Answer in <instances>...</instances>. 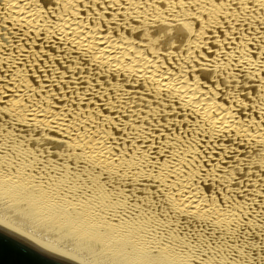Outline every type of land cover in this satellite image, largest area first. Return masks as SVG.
<instances>
[{"label":"bare ground","instance_id":"obj_1","mask_svg":"<svg viewBox=\"0 0 264 264\" xmlns=\"http://www.w3.org/2000/svg\"><path fill=\"white\" fill-rule=\"evenodd\" d=\"M0 193L126 264H264V0H0Z\"/></svg>","mask_w":264,"mask_h":264},{"label":"rangeland","instance_id":"obj_2","mask_svg":"<svg viewBox=\"0 0 264 264\" xmlns=\"http://www.w3.org/2000/svg\"><path fill=\"white\" fill-rule=\"evenodd\" d=\"M0 215H3V216H0V219L4 218V216H11V217H6L3 220L7 219L6 220L7 222L11 221L10 223H12V226H14L15 223H16L17 225H15V226H17V227L19 226L20 229L22 228V232L21 233H23V234L26 233L27 236H28V234L31 235V236H34V237L36 236V238L38 240L41 239L43 241V239H44L45 242H49V243H52L54 241L53 243L56 244L55 246H58L60 248L63 247L62 249H66L68 252L70 251L72 253V251L74 252L73 248H76V250H77L78 246L79 247L82 246V249L79 252H81L80 256L85 255V256H82V257H84L83 259L88 260L90 262L91 260L94 259L93 256H92V259H91V255H95V256L97 255L96 258L99 257L97 260H93L94 263L92 262V264H95V263L97 264L99 262L98 260H100V255L103 256V257H101V261L102 262H99L98 264H100V263H102V264L103 263L104 264L105 263L111 264L112 262H113L112 264H126L122 260H118L117 259V261H116V258L111 256V254L109 255V253H105L104 251H102L100 249L98 250L97 246L95 248V247H93L91 245L87 246L86 244H83L82 241L77 236V234H75V235L78 238H76L73 234L69 233L66 228L58 227L56 225V223H54L53 221L45 220L44 218H41L40 216L38 217V215L36 216L31 210L24 208L23 205L20 202H18L17 200L13 199L11 196H9L6 193H4V194L0 193ZM9 218L11 220H9ZM18 219L20 220V222H19ZM13 222H15V223H13ZM33 230H34V233H32ZM29 231H30V233H28ZM47 236H50L51 238L47 237ZM45 237H47V239ZM48 238H50L52 240V242H51V240L49 241ZM53 238H54V240H53ZM58 241L61 242L62 244H58L59 243ZM65 243H66V245H65ZM67 244H68V246H67ZM62 245H64V246H62ZM75 245H76V247H75ZM88 247H91V248H89L90 251L88 250L89 252H91L90 256H89V252L85 250V248L88 249ZM70 248H72V251H71ZM78 250H80V248H78ZM78 250H77V252H74V253L79 255ZM84 250H85V252H84ZM92 251H94V252H92ZM86 252H87L88 255L86 254ZM92 253H95V254H92ZM105 254H107V255H105ZM104 261H107V262H104Z\"/></svg>","mask_w":264,"mask_h":264},{"label":"water","instance_id":"obj_3","mask_svg":"<svg viewBox=\"0 0 264 264\" xmlns=\"http://www.w3.org/2000/svg\"><path fill=\"white\" fill-rule=\"evenodd\" d=\"M0 264H85L0 223Z\"/></svg>","mask_w":264,"mask_h":264}]
</instances>
